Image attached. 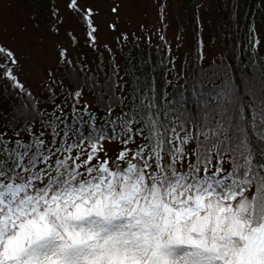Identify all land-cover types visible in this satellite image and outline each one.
<instances>
[{
    "label": "snow or ice",
    "instance_id": "snow-or-ice-1",
    "mask_svg": "<svg viewBox=\"0 0 264 264\" xmlns=\"http://www.w3.org/2000/svg\"><path fill=\"white\" fill-rule=\"evenodd\" d=\"M2 79L37 103L10 67ZM217 91L198 93L193 120L134 89L127 110L108 105L99 123L76 91L69 112L51 100L36 113L47 132L35 118L0 131V264H264V161L252 160L232 90ZM255 131L264 141V104ZM106 141L121 143L114 157ZM245 189L250 201L237 197Z\"/></svg>",
    "mask_w": 264,
    "mask_h": 264
},
{
    "label": "trees",
    "instance_id": "trees-1",
    "mask_svg": "<svg viewBox=\"0 0 264 264\" xmlns=\"http://www.w3.org/2000/svg\"><path fill=\"white\" fill-rule=\"evenodd\" d=\"M22 1L34 10L28 0ZM66 2L72 6L81 22L86 24V15L75 5L70 4V0ZM178 2L185 19L193 23L195 31L193 50L184 54L181 75L171 77L173 59L169 43L165 40L158 43L147 40L132 48V54L126 55L122 61H118L113 52L110 59L98 52L93 66L87 61L59 63L57 66L59 77L57 80H47L39 95L24 86L37 101L35 105H31L19 90L13 89L10 81L2 79L0 100L7 108L0 114V131H5L11 136L13 128H21L26 118L32 124L37 112L52 111L54 105L51 100H55L56 104L64 103L63 110L69 112L73 104L72 94L76 91L81 93L75 99L77 106L83 110L87 105L88 110L96 114L98 123L101 122V117L107 118L108 105H117L112 110L113 115L127 110L130 101L136 98L133 95L134 89L137 93L143 89L145 94L152 96L162 94V103L164 101L179 103L186 114L195 120L202 110V101L198 98V93L207 91L215 97L218 95L217 89L221 85H226L232 90L233 99L247 126H250L248 147L252 160L264 161V141L255 131L256 121L264 104V52L258 46L255 22L258 20L264 31V0H246L245 5L239 8L235 0H210L205 14L208 21L213 23L212 35L222 54L219 61L208 62L202 55L198 39V9L195 0ZM33 20L45 23L49 29L54 28L58 22L55 7L43 3L40 14L34 15ZM84 94L91 97L92 106L83 101ZM164 108L167 109L168 104L165 103ZM33 131L47 132L38 118H35ZM21 136L24 139L28 138L27 133L22 132ZM107 143L121 148V143L116 141H106L104 147ZM141 143L143 141L137 137L135 143L127 147L134 149ZM247 194L253 195V191L245 189L244 193H238L237 197L241 199ZM232 203L235 205V201Z\"/></svg>",
    "mask_w": 264,
    "mask_h": 264
},
{
    "label": "rangeland",
    "instance_id": "rangeland-1",
    "mask_svg": "<svg viewBox=\"0 0 264 264\" xmlns=\"http://www.w3.org/2000/svg\"><path fill=\"white\" fill-rule=\"evenodd\" d=\"M28 1L34 10L22 0H0V47L4 49L0 65L10 67L19 82L36 95L47 80H57L59 63L87 61L93 66L98 52L107 59L113 52L122 61L140 42L165 40L173 59V78L182 73L184 54L193 50L194 26L185 19L178 0H77L75 6L86 15V24L66 0ZM245 1L235 0L236 6L245 5ZM43 3L56 9L58 22L54 28L33 20L34 15L40 14ZM195 3L202 55L207 62L219 61L221 49L212 35L213 23L205 14L210 0H195ZM255 27L259 49L264 52V31L258 20ZM64 50L62 58L60 52ZM9 51L12 57L7 56ZM13 59L17 63H12ZM83 101L93 104L88 94H84ZM6 108L0 100V114ZM105 148L113 157L120 150L112 143H107ZM251 197L247 194L241 199L250 201Z\"/></svg>",
    "mask_w": 264,
    "mask_h": 264
}]
</instances>
